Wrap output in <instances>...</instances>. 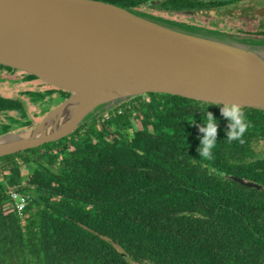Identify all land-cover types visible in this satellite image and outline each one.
<instances>
[{
    "label": "trees",
    "instance_id": "16d2710c",
    "mask_svg": "<svg viewBox=\"0 0 264 264\" xmlns=\"http://www.w3.org/2000/svg\"><path fill=\"white\" fill-rule=\"evenodd\" d=\"M104 1L134 8L156 1L153 9L173 13L238 0ZM49 86L57 104L69 95ZM147 96L58 140L0 157V264H264V191L230 178L264 187V156L255 150L264 143V108L239 106L245 131L228 140V104ZM4 110L19 114L0 133L32 125L16 99L0 95ZM209 114L215 144L204 157L200 128ZM10 188L28 196L22 216L8 204Z\"/></svg>",
    "mask_w": 264,
    "mask_h": 264
},
{
    "label": "water",
    "instance_id": "95a60500",
    "mask_svg": "<svg viewBox=\"0 0 264 264\" xmlns=\"http://www.w3.org/2000/svg\"><path fill=\"white\" fill-rule=\"evenodd\" d=\"M0 65L69 91L37 124L0 133V157L58 140L150 92L264 108V35L104 0H0Z\"/></svg>",
    "mask_w": 264,
    "mask_h": 264
},
{
    "label": "rangeland",
    "instance_id": "374dc122",
    "mask_svg": "<svg viewBox=\"0 0 264 264\" xmlns=\"http://www.w3.org/2000/svg\"><path fill=\"white\" fill-rule=\"evenodd\" d=\"M154 3L156 1L148 2L137 9L168 19L185 21L187 23L240 34L259 35L256 33V30L264 27V15L256 12L257 9H260L264 5V0H238L218 8L197 12L173 13L153 9L152 5ZM34 87L33 85H29L19 70L5 71L0 69V94L5 97L20 99L23 102L28 115L32 119L31 126L37 124L43 117L37 118L40 112L57 104L58 98L51 100L47 95L38 98L35 94L27 92V90ZM143 97L145 99L148 98L147 94H143ZM0 117H2L1 113ZM255 150L258 156H264V143H257Z\"/></svg>",
    "mask_w": 264,
    "mask_h": 264
},
{
    "label": "clouds",
    "instance_id": "9594fccd",
    "mask_svg": "<svg viewBox=\"0 0 264 264\" xmlns=\"http://www.w3.org/2000/svg\"><path fill=\"white\" fill-rule=\"evenodd\" d=\"M222 115L230 121V131L227 134L228 140L238 139L240 135L245 131V124L242 122L244 119V114L239 106H228L226 105L222 109ZM200 131L204 133L201 139V149H199L200 155L207 157L210 150L214 146L215 135H216V121L209 114L205 120V126L200 128Z\"/></svg>",
    "mask_w": 264,
    "mask_h": 264
},
{
    "label": "flooded vegetation",
    "instance_id": "af4514ba",
    "mask_svg": "<svg viewBox=\"0 0 264 264\" xmlns=\"http://www.w3.org/2000/svg\"><path fill=\"white\" fill-rule=\"evenodd\" d=\"M260 9H264V5ZM0 69L5 70V71H15V70H8L6 68H0ZM16 70H18V69H16ZM21 74L23 75V78L26 81H28L29 85L35 86L34 88L27 90V92L30 93V91H38V90H40L42 93H44L45 95L51 96L52 98H57L58 97L59 93L56 90H54V91L52 90L50 94H46L45 93L46 90H50L51 89V87L47 83L39 80L38 78H27L23 73H21ZM40 87H42L43 89L40 88ZM8 98H11V97H8ZM11 99H16L18 101V103H20V105H22L23 109L27 113V111H26V109L24 107V104H23V102L20 99H17V98H11ZM0 113H1V116H2V117H0V125H2L3 123H8L10 116L12 117L16 113L19 114V112H17V110H4V111H0ZM27 115H28V113H27Z\"/></svg>",
    "mask_w": 264,
    "mask_h": 264
},
{
    "label": "built area",
    "instance_id": "2783aa9c",
    "mask_svg": "<svg viewBox=\"0 0 264 264\" xmlns=\"http://www.w3.org/2000/svg\"><path fill=\"white\" fill-rule=\"evenodd\" d=\"M28 196L18 191L17 189L10 188L8 191V204L12 206L13 209L19 216H22L23 209L27 204Z\"/></svg>",
    "mask_w": 264,
    "mask_h": 264
}]
</instances>
